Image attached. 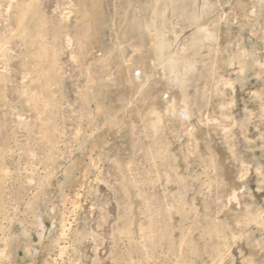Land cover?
I'll return each instance as SVG.
<instances>
[{"label":"rangeland","instance_id":"obj_1","mask_svg":"<svg viewBox=\"0 0 264 264\" xmlns=\"http://www.w3.org/2000/svg\"><path fill=\"white\" fill-rule=\"evenodd\" d=\"M0 264H264V0H0Z\"/></svg>","mask_w":264,"mask_h":264}]
</instances>
